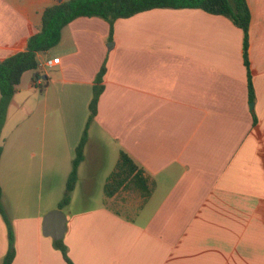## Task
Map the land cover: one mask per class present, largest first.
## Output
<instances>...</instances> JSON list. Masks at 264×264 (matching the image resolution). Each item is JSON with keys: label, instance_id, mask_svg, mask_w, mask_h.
Wrapping results in <instances>:
<instances>
[{"label": "crops", "instance_id": "0c3cea01", "mask_svg": "<svg viewBox=\"0 0 264 264\" xmlns=\"http://www.w3.org/2000/svg\"><path fill=\"white\" fill-rule=\"evenodd\" d=\"M58 1L66 0H0V61L25 48L43 10ZM246 3L251 102L242 30L197 8L119 18L112 41L104 19L78 17L55 47L37 54L38 67L22 74L0 134L12 264H67L43 235L42 218L65 190L104 62V88L64 207L62 240L72 262L264 264V0ZM55 57L58 64L39 68ZM121 151L151 181L147 198L117 197L125 190L105 195ZM81 179L86 202L72 209ZM96 186L102 200L92 205L87 197ZM45 195L57 203L43 209ZM7 247L0 215V261Z\"/></svg>", "mask_w": 264, "mask_h": 264}, {"label": "trees", "instance_id": "16d2710c", "mask_svg": "<svg viewBox=\"0 0 264 264\" xmlns=\"http://www.w3.org/2000/svg\"><path fill=\"white\" fill-rule=\"evenodd\" d=\"M154 8H197L205 12L222 15L238 26L243 32L242 50L243 62L247 73V88L249 101L254 100L252 75L249 68V21L250 12L246 0H66L46 7L41 16L40 28L31 34L23 50L11 54L0 61V134L6 118L10 101L25 71L35 70L38 67L37 54L46 52L55 47L61 37L62 28L78 17H99L109 25L108 40L112 41L113 24L119 18H127L136 13ZM106 71L105 62L95 76L92 98L89 103V115L80 140L75 148L74 158L68 174L65 192L58 202V209L70 203L71 193L78 178V166L84 158V146L87 140V127L94 119L97 104L103 91V76ZM37 85V78L34 80ZM2 144L0 143V155ZM152 183L132 158L121 151L114 169L104 184L105 195L111 197L119 190H132L142 198L151 193ZM2 190L0 187V215L2 216L8 237V247L0 264H12L15 257L14 232L10 219L1 203ZM54 246L61 252L67 264H74L67 253V246L62 239H54Z\"/></svg>", "mask_w": 264, "mask_h": 264}, {"label": "rangeland", "instance_id": "374dc122", "mask_svg": "<svg viewBox=\"0 0 264 264\" xmlns=\"http://www.w3.org/2000/svg\"><path fill=\"white\" fill-rule=\"evenodd\" d=\"M55 182H57L58 183V179H56V181ZM56 183V184H57ZM59 183H60V181H59ZM83 189V181H82V179L80 180V182H79V184H78V188H77V190H76V192H75V195H74V203L72 204V209L76 206V205H78L80 202H83V203H85L86 202V198L84 197V196H82V194H81V190ZM55 190L56 191H58L56 188H55ZM64 192H65V190L63 191V190H61V192H60V200H61V198L63 197V195H64ZM93 192H94V195L92 196V197H87V200L88 201H90L91 200V204L92 205H96V204H99L100 202H101V200H102V193H101V190L100 189H98V186H96L95 188H93ZM56 193V192H55ZM121 195H124V196H126L127 198H129V199H132V198H134V199H136V197H138L137 195H139V193H137V192H135V191H132V190H127L126 191V193L125 192H122V191H120L119 192V194H117V197H119V198H121ZM44 206H42V208L43 209H48V207H51V206H53L54 204L53 203H57V202H55L54 201V198H52V197H50V196H47V195H45L44 196ZM58 201V200H57ZM2 203V202H1ZM32 209V208H31ZM55 209V208H54ZM63 212H64V214L66 213V215H68L67 214V212H68V209H65L64 208V210H63Z\"/></svg>", "mask_w": 264, "mask_h": 264}, {"label": "water", "instance_id": "95a60500", "mask_svg": "<svg viewBox=\"0 0 264 264\" xmlns=\"http://www.w3.org/2000/svg\"><path fill=\"white\" fill-rule=\"evenodd\" d=\"M60 2V1H58ZM112 45V42L109 43ZM252 107V104H250ZM67 217L61 209L48 211L42 218V233L53 239H62L66 230Z\"/></svg>", "mask_w": 264, "mask_h": 264}, {"label": "built area", "instance_id": "2783aa9c", "mask_svg": "<svg viewBox=\"0 0 264 264\" xmlns=\"http://www.w3.org/2000/svg\"><path fill=\"white\" fill-rule=\"evenodd\" d=\"M58 62H59V57L49 58V59H46L43 64H40L39 68L43 67V66L52 67V66H55L56 64H58Z\"/></svg>", "mask_w": 264, "mask_h": 264}]
</instances>
